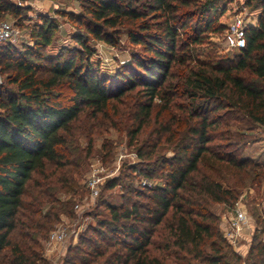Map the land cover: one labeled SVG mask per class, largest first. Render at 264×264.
I'll use <instances>...</instances> for the list:
<instances>
[{
    "label": "trees",
    "instance_id": "obj_1",
    "mask_svg": "<svg viewBox=\"0 0 264 264\" xmlns=\"http://www.w3.org/2000/svg\"><path fill=\"white\" fill-rule=\"evenodd\" d=\"M217 2L79 0L80 13H61L83 28L72 36L78 47L45 68L40 48L50 43L52 20L42 19L40 42L21 53L0 45L5 83L16 86L0 85V264H46L40 241L60 215H72L71 196L60 195L76 193L74 168L92 154L73 146L75 133L101 129L106 120L131 123L130 143L146 135L136 155L153 167L131 170L163 184L143 185L147 193L129 189L107 220L78 234L64 264L240 263L212 208L234 206L239 188L249 185L259 195L264 186L263 154L245 155V142L229 129L235 114L264 127V0H245L259 11L258 25L246 29L245 45L233 55L219 54L208 40L226 29ZM7 14L19 17V8L0 0V17ZM85 34L112 46L124 34L141 53L132 52L109 77L92 68ZM155 107V128L148 130ZM161 141L171 157L155 154ZM257 213L254 231L264 234V215ZM246 259L264 264V240L253 236Z\"/></svg>",
    "mask_w": 264,
    "mask_h": 264
},
{
    "label": "rangeland",
    "instance_id": "obj_2",
    "mask_svg": "<svg viewBox=\"0 0 264 264\" xmlns=\"http://www.w3.org/2000/svg\"><path fill=\"white\" fill-rule=\"evenodd\" d=\"M14 2L19 8V17H14L12 14H7L0 17L1 20L13 22L18 30L19 36L13 41L1 43L4 46V52H6V46L11 49H15L19 53L23 52L27 47H33L36 42H40V35H38L41 25L43 24V18H47L53 21L55 28L50 31V43L47 46L41 47L40 52L46 58L41 61V66L45 68L48 65L50 59L58 58L61 53L65 54V51L77 48L78 44L73 39V35L76 33H84L77 22L71 20L69 17L61 14L63 12H72L74 14L81 12L79 0H9ZM201 1V0H200ZM215 8L219 10L223 6L224 12L218 16V22L227 25L232 20L234 14L237 13L240 5L245 0H217ZM215 8L212 11L215 16ZM249 10V9H248ZM250 11V10H249ZM258 10H255L256 12ZM224 32L210 33L209 42H212L214 48L219 54H235L238 50L228 48L224 39ZM86 35V34H85ZM87 44L92 48L93 54L90 57L95 70L103 73L109 77H114L115 72L122 65L130 60L132 52H140L141 48L138 45H133L129 42L127 37L122 34L120 40L116 46H112L104 43L103 41L95 40L88 34ZM5 54H0V85L10 90H15L14 84L6 85L5 80L8 73L3 71V65L7 62ZM15 58L18 57L16 54ZM8 72V71H7ZM68 92V90H66ZM135 92V91H134ZM145 100L144 98L142 99ZM130 106L132 104L129 103ZM158 110L154 108L152 121L148 130L155 128L153 125L155 112ZM115 119V117H113ZM83 120V119H82ZM117 120V119H115ZM131 122V121H130ZM229 129L233 133L239 134L241 139L245 142V148L243 153L252 157L260 156L263 154L264 149L261 148L260 139L261 133L258 128H254L253 124L249 122L243 115L235 114L232 119H229ZM131 123L125 121L119 123V125L113 126L108 120L105 122V126L101 129H94L89 134H82L81 129L75 133L73 146L76 147L84 156L86 150L90 147L91 157L83 159L82 164L73 171V180L78 184V188L75 194H61L60 198L65 199L71 196L73 200L72 215H60V219L53 224L52 230L63 229L66 232V239L64 243H55L52 246L51 252L47 251L45 240H41L43 245L42 254L47 261L46 264H64L67 249L70 246L76 244L77 236L88 225L95 226L97 220H107L109 218V207L119 206L125 199L128 198V190L136 189L141 192L147 193L143 189V185L149 184L153 186L157 183L163 184V179L158 177L147 181L143 184V176L139 175L136 171H132L133 166H145L147 168L153 167L142 162L137 157V148L143 144L146 140V135L140 133L138 137L130 143L128 134V126ZM80 126H85V123L80 122ZM158 150L155 154L159 157H171L173 152L168 149L167 145L163 146V141L160 142L157 147ZM106 153L105 159L102 161L104 167V179L99 187V193L97 197L91 198L85 186L86 176L88 174L89 163L93 158L97 156L102 157ZM122 156L121 158L119 156ZM87 164V165H86ZM143 164V165H141ZM37 175H34L36 177ZM228 182L232 183L235 179L231 176H227ZM111 180H115L116 185L108 189L106 184H109ZM133 200L136 197L130 195ZM264 199V186L262 187L260 194L257 195L254 187L247 185V187L239 188L238 199L235 204H238L244 208L246 214L250 217L251 228L248 229L244 237L241 238L236 244H231L226 240L223 235L221 226L222 215L228 209L226 205L216 204L212 210L219 218V231L222 239L228 244L229 249L237 253L241 257L239 264H246L247 250L253 241V236L256 237V241L264 240V234H261L255 228H259V224L256 221L257 212L264 215V205L262 204ZM142 202L140 197L136 199ZM75 204H79L80 208H75ZM234 204V205H235ZM226 250V249H224Z\"/></svg>",
    "mask_w": 264,
    "mask_h": 264
},
{
    "label": "built area",
    "instance_id": "obj_3",
    "mask_svg": "<svg viewBox=\"0 0 264 264\" xmlns=\"http://www.w3.org/2000/svg\"><path fill=\"white\" fill-rule=\"evenodd\" d=\"M14 3V2H13ZM259 11H249L245 1L241 3L238 11L234 14L232 20L227 25L224 32V39L228 48L240 50L245 45V31L248 27H256L258 25ZM19 36V30L13 22L0 21V43L13 41ZM261 133L260 145L264 149V127L259 129ZM122 157L121 155L119 156ZM104 167L101 157L93 158L88 167L85 186L91 198L97 197L99 187L104 179ZM147 180H143V184ZM262 204L264 205V199ZM75 208H80L79 204H75ZM223 235L228 242L236 244L244 237L245 232L251 228L250 217L246 214L244 208L235 204L228 208L222 215L221 222ZM66 232L61 230H52L48 234L45 242L47 251L51 252L55 243H64Z\"/></svg>",
    "mask_w": 264,
    "mask_h": 264
},
{
    "label": "crops",
    "instance_id": "obj_4",
    "mask_svg": "<svg viewBox=\"0 0 264 264\" xmlns=\"http://www.w3.org/2000/svg\"><path fill=\"white\" fill-rule=\"evenodd\" d=\"M258 12V11H257ZM249 156V155H248Z\"/></svg>",
    "mask_w": 264,
    "mask_h": 264
}]
</instances>
